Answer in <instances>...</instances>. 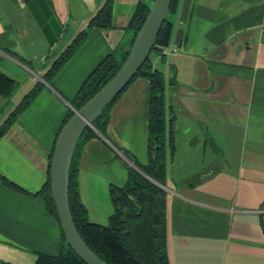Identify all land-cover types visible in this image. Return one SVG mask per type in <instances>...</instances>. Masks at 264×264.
<instances>
[{
  "label": "crops",
  "instance_id": "crops-1",
  "mask_svg": "<svg viewBox=\"0 0 264 264\" xmlns=\"http://www.w3.org/2000/svg\"><path fill=\"white\" fill-rule=\"evenodd\" d=\"M49 1L63 30L40 66L13 21L12 0H0V72L16 84L0 93V125L43 84L0 136V260L10 264H35L39 254L60 251V222L38 194L50 153L88 74L106 55L121 60L130 50L140 2L113 0L112 26L90 28L46 80L105 2ZM169 17L171 41L150 57L166 77L173 117L165 185L170 264H264V0H180ZM150 97L146 77L132 80L108 110L106 136L87 139L77 153L79 195L93 222H108L110 185L126 182L129 156L148 162Z\"/></svg>",
  "mask_w": 264,
  "mask_h": 264
},
{
  "label": "trees",
  "instance_id": "trees-1",
  "mask_svg": "<svg viewBox=\"0 0 264 264\" xmlns=\"http://www.w3.org/2000/svg\"><path fill=\"white\" fill-rule=\"evenodd\" d=\"M179 2L180 0L172 1L170 12L159 32L153 50H161L170 43L173 35V23L169 15L177 11ZM112 3L113 0H105L103 5L90 17L87 27L76 35L44 73L46 80H49L71 56L78 45L84 40L90 28L112 26ZM151 4L140 0L133 13L130 21V28L134 32L132 43L150 10ZM128 54L129 51L123 59L119 60L110 53L88 74L75 97L71 100L72 108L67 112L57 136L64 124L74 113V109L81 107L114 76ZM138 76L146 77L151 85L148 162L143 164L129 156L133 164H128V178L126 182L124 184L113 183L110 185L109 193L113 210L108 222L100 224L91 221L88 217V210L80 199L78 166L75 159L78 151L87 139L99 135L106 136L108 110L113 104L112 102L95 120L94 126L86 128L77 143L69 175L70 207L74 222L86 243L108 263L170 264L167 253L168 193L165 185L168 177V158L169 155L173 154L174 142L172 137L173 117H167L168 107L165 96L167 80L164 72L152 65L150 56L132 80ZM42 85V82L38 81L9 114L0 125V136L14 122L17 115L29 106ZM15 87V82L0 72V93L9 95ZM54 145L50 153V162ZM5 182L8 185H14L7 179H5ZM38 194L45 200L49 211L58 219L50 187V165L48 180ZM0 264L10 263L0 260ZM35 264L87 263L67 243L62 231L59 253L56 255L39 254Z\"/></svg>",
  "mask_w": 264,
  "mask_h": 264
},
{
  "label": "water",
  "instance_id": "water-1",
  "mask_svg": "<svg viewBox=\"0 0 264 264\" xmlns=\"http://www.w3.org/2000/svg\"><path fill=\"white\" fill-rule=\"evenodd\" d=\"M40 27L49 45L60 37L63 24L49 0H23ZM173 0H153L150 10L139 29L129 54L114 76L72 116L60 130L50 162V187L57 216L67 243L87 264H110L101 258L80 234L70 207L69 175L77 143L89 126L103 113L123 89L137 75L150 56L159 32L170 12Z\"/></svg>",
  "mask_w": 264,
  "mask_h": 264
},
{
  "label": "rangeland",
  "instance_id": "rangeland-1",
  "mask_svg": "<svg viewBox=\"0 0 264 264\" xmlns=\"http://www.w3.org/2000/svg\"><path fill=\"white\" fill-rule=\"evenodd\" d=\"M14 6L13 18L18 25L25 44L29 49V56L40 66L51 56L52 50L45 39L40 27L36 23L23 0H12ZM54 62V61H53Z\"/></svg>",
  "mask_w": 264,
  "mask_h": 264
},
{
  "label": "built area",
  "instance_id": "built-area-1",
  "mask_svg": "<svg viewBox=\"0 0 264 264\" xmlns=\"http://www.w3.org/2000/svg\"><path fill=\"white\" fill-rule=\"evenodd\" d=\"M177 50V47H175V48H173V51L175 52ZM263 211H264V209H263Z\"/></svg>",
  "mask_w": 264,
  "mask_h": 264
}]
</instances>
